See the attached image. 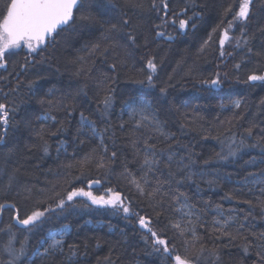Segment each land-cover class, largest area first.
<instances>
[{
	"label": "trees",
	"instance_id": "trees-1",
	"mask_svg": "<svg viewBox=\"0 0 264 264\" xmlns=\"http://www.w3.org/2000/svg\"><path fill=\"white\" fill-rule=\"evenodd\" d=\"M5 2L7 0H0V8ZM238 3L239 0H196L197 7L192 10L200 12L201 18L196 19L195 29L189 27L181 33L169 27L165 31L171 33L174 39L167 40L164 37L153 39L149 51L154 53L158 60L163 61L154 76L155 88L138 85L130 78L138 74L143 67L139 60L143 49L134 51L128 64L117 73L108 70L107 65L116 59L111 55L107 60L99 55L94 61L89 58L85 65L91 69L89 75H77L78 65L70 63L78 56H87L85 44L94 42L100 36L98 22L118 15L121 11L126 12L134 23L142 24L144 32L147 33L151 27L149 17L154 20L155 13H141L135 9H128L124 7V0H111V3L108 0H84L80 11L94 15L97 20L95 25L77 27L75 30L66 29L55 38V42H49L42 51L38 50V53L29 54L27 48L23 46L16 49L15 55L10 56L7 70L0 69V75L7 76L10 85L8 82L0 81V88L8 91L9 86H14L18 79L25 82L35 80L36 83L31 90L23 87L8 98L15 101L17 111L8 142L0 145V202L5 199L15 202L21 216H24L37 207L41 210L49 206L55 207L54 200L48 199L54 194V185L57 186L55 191L60 192L71 187H84L88 190L87 179L98 178L99 173L94 164L87 176L81 180H73L74 176L79 175L77 168L68 170L62 165L80 160L91 149L97 147L98 140L89 139L90 134L77 137L79 113L84 110L91 119L97 120L98 127H103L97 112L98 94L103 93L97 87L96 77L100 73H107L114 77V80L109 81L114 102L108 119L115 126L116 148L120 150L121 161L126 158L131 162L135 151L126 140L132 127L126 105L146 100L153 115L160 121H166L165 131L175 133L182 144L189 145L192 151L199 154L198 167L203 169L205 180L216 181L212 186L200 181L199 188L195 184H186L181 189L190 197V202L205 213L204 219L207 224L197 231L204 238L206 247H214L210 233L211 221L216 215V205H220L225 213L234 211L240 216L251 211L248 230L264 231V213L260 207L250 209L249 205L244 203L251 200L253 205L257 204L259 188L262 185L255 188L251 182L255 178L264 180L262 175L264 146L242 148L235 156L226 160L216 158V153H227L228 145L231 143L230 133L227 131L230 127L228 121H232L231 132L236 134L237 143L241 135L246 136L245 129L252 125H256L254 134L247 138L246 143L253 144L264 134L261 133V129H264V105L260 103L264 99V82L245 83L248 75L252 73L264 74V57H252L250 60L242 61L243 53L235 49L232 42H226L221 49L218 42L219 30L213 35L210 46H207L203 53L200 52L208 34L219 23L224 8L233 4L235 11ZM183 4L184 0H171L170 6L178 11ZM201 4L203 8L199 7ZM188 14L191 15V11ZM226 19H231V15ZM243 23L240 22V25L243 26ZM257 24H264V8L259 4L253 9L249 31L256 32ZM233 34L239 35V30L230 32V36ZM256 36L253 47L259 48L262 38L259 33H256ZM117 39L116 51L122 52L125 42ZM140 42L143 43L142 37ZM222 50L225 53L223 57L220 55ZM26 57L30 61V66L23 71L20 65L24 63ZM236 63L241 64L238 70L234 68ZM9 73L12 75L9 76ZM17 73L20 74L17 76ZM217 73L221 79L219 86L213 87L203 83L205 80L215 79ZM169 76L172 77L170 81ZM135 78L139 76L136 75ZM164 82L170 83L172 87L168 88L166 95H161L159 88ZM50 89L54 90L56 98L72 97L76 106L75 111L67 115L63 109L52 110L47 105H41V98ZM237 100L241 102L239 109L234 106ZM0 102H8L3 94H0ZM50 111L59 120L68 121V124L64 133L47 138L51 147L49 154L45 155L36 147L38 141L35 130L41 125V120L37 117ZM121 121L126 122L123 131L118 127ZM181 124L185 125L183 129ZM79 140L85 142L81 145ZM61 141L65 143L58 154L56 148L60 146ZM233 147L235 148L234 145ZM9 148H14V151L9 153ZM139 159L140 157H137V163H129L133 171L137 170ZM205 160L209 162L205 164ZM114 170L115 174L107 183L102 182L99 186H93L94 194H103V189L107 187L116 188L132 201L134 211L152 218V226L157 231L178 218V214L173 210L167 207L161 209L140 196L135 187L128 184L120 175L123 168L119 161L114 165ZM250 173L254 175H249ZM13 174L16 183L11 189H7L5 185L9 176ZM24 187L33 189L32 198L25 199L23 195H16L17 192H22ZM250 188L253 191L250 192ZM228 196H231V199H227ZM206 202H209L211 207H206ZM85 203L84 198H76L63 211L57 209L56 212L47 213L31 232L23 230L22 226L11 220L15 210H6L0 216V229H6L11 223V232L15 234L17 241L28 237V257L31 264H108L106 258H110L113 264H174L173 259L163 260L161 254L153 251L151 237L149 236L146 242V230L140 228L136 216L126 217L122 211L90 205V202L89 206L85 207ZM159 213L163 214L157 219ZM65 226L69 227L70 231L64 238L62 254L57 252L54 257L34 255L45 237ZM174 232L175 230L169 227L166 232H161V235L174 243L177 249L175 254L183 257L184 246L181 238L175 236ZM8 240V232H0V250ZM70 244L79 245L80 249L79 254L73 257L71 262L65 259ZM15 246L19 247V243L17 242ZM215 248L219 250V264H253L255 259L254 252L245 256L238 241L218 240L215 241ZM6 258L0 255V261ZM212 261L213 258L206 255L203 264H212Z\"/></svg>",
	"mask_w": 264,
	"mask_h": 264
},
{
	"label": "snow or ice",
	"instance_id": "snow-or-ice-1",
	"mask_svg": "<svg viewBox=\"0 0 264 264\" xmlns=\"http://www.w3.org/2000/svg\"><path fill=\"white\" fill-rule=\"evenodd\" d=\"M108 2L111 3V0H108ZM258 4L261 8H264V0H239L238 8L235 11H233V4L225 7L219 23L208 34L200 52L203 53L205 48L210 46L213 42V35L219 30L218 42L221 49L224 48L226 42H232L234 48L243 53L242 61L250 60L252 57H264V24H257L256 32L249 31V23L253 18V9ZM83 5L84 0H7V2L3 3L2 8H0V69L7 70L10 56L15 55V50L20 49L22 46L27 48L29 54L38 53V50L42 51L49 42H55V38L66 29L75 30L77 27L95 25L97 20L94 15L90 12L80 11ZM170 5L171 0H124V7L128 9H135L141 13H155L154 20L149 17L151 27L145 33L143 25L134 23L132 18L124 11L108 19H101L98 22L100 36L94 42L84 46L87 56H78L76 60L70 62L78 65L76 74L89 75L91 69L86 68L85 65L89 58L94 61L97 55L104 57L105 60L110 55L115 56L114 62L109 63L107 67L110 72L117 73L120 68L128 64L134 51L143 49V53L139 57L143 67L138 74H134L130 78L138 85L155 88L154 76H156L158 66L162 65L163 61L158 60L157 56L149 51L153 39L155 37H164L167 40H172L174 36L165 31V29L172 27L182 33L189 27L195 29L197 27L196 19L201 18L200 12L192 10L197 7L196 0H184L183 7H180L178 11L174 10ZM113 7H116V5H113ZM199 7L203 8L204 6L201 4ZM189 11H191V15L188 14ZM229 15H231V19H226ZM240 22H244L243 26L240 25ZM235 29L239 30V35L233 34L230 36V32H234ZM256 33H259L262 38L259 48L253 47V41L257 39ZM141 37L143 38V43L140 42ZM117 38L125 42L122 52L116 51L118 47ZM224 54L222 50L220 55L223 57ZM29 66L30 61L26 57L20 68L26 71ZM240 67V63L234 65L237 70ZM19 74L17 73V76ZM8 75L11 76L12 73ZM136 75L139 78H135ZM37 79H39V76ZM171 79L172 77L169 76V81ZM112 80H114V77L109 76L107 73H100L96 77L97 87L103 93L102 95L98 94L97 98V112L103 127H98L97 120L91 119L84 110L79 113L77 137L90 134L89 139L95 138L98 140L97 147L91 149L80 160L62 165L68 170L77 168L79 175L74 176L73 180H81L87 176L91 166L94 164L99 173L98 178L87 179L86 186L88 190H85L84 187H71L60 192L55 191L57 186L54 185V194L48 199L54 200L55 207L49 206L43 208V210L37 207L30 214H25L24 216H21L15 202L5 199L0 202V216L6 210H15L11 220L16 225L22 226L23 230L31 232L47 213L56 212L57 209L63 211L76 198H84L86 201L85 207H88V202H90V205L111 207L122 211L126 217L136 216L140 228L146 230V242L150 236L153 251L161 254L163 260L173 259L174 264H203V260L207 255L213 258L212 264H219L220 255L219 250L215 248V241L227 239L229 242L238 241L239 247L245 256L254 252L255 259L253 264H264V231L254 232L248 230L249 217L252 216L251 211L240 216L234 211L225 213L220 205H216V215L211 221L212 232L210 233L214 247H206L204 238L197 231L198 228H204L207 224L204 219L205 213L191 203L190 197L181 189L186 184H195L199 188L200 181L212 186L216 181L214 179L205 180L203 169L198 167L199 154L192 151L189 145L182 144L175 133L165 131L166 121H160L155 115H145L142 105L133 106L132 103L126 105L129 109L130 123L132 124L126 140L127 144L131 145L135 151L131 162L126 158L123 161L120 160L121 153L116 148L115 126L108 119L114 102L113 90L109 84V81ZM0 81L8 82L10 85L7 76L0 75ZM256 81L264 82V74L252 73L248 75L245 83ZM35 83V80L25 82L18 79L14 86H9L8 91L0 88V94H3L5 100L8 101L7 103L0 102V145L8 142L9 132L14 127V116L17 111L15 101L9 100V96L18 93L23 87L31 90ZM203 83L210 84L213 87L219 86L221 83L219 73L216 74L215 79L205 80ZM169 87H172V85L164 82L159 88L161 95H166ZM40 103L41 105H47L52 110L63 109L67 115L75 111L76 107L72 97L61 96L56 98L53 89L45 93ZM260 103L264 105V99ZM234 106L237 109L241 108V102L237 100ZM37 119L41 120V125L35 130V136L38 141L36 147L45 155H48L51 145L48 143L47 138L64 133L67 130L68 121L59 120L52 111L37 117ZM228 124L230 127L227 131L230 133L229 139L231 143L228 145L227 153H216L217 159L226 160L228 157L235 156L242 148L264 146L262 145L264 134L260 135L255 143H246L247 138L253 136V130L256 125L245 129L246 136L241 135L237 143L236 134L231 132L232 121H228ZM125 125L126 122L121 121L118 127L123 131ZM184 127L185 125L181 124V128L183 129ZM261 133H264V129H261ZM84 142V140H79L81 145ZM64 143V141H61L60 146L56 148L58 154ZM13 151L14 148L8 149L9 153ZM65 151L67 150L65 149ZM137 157H140L138 168L133 171L129 167V163H137ZM118 161L123 168L120 175L124 177L128 184L135 187L140 196L149 202H153L155 206L161 209L167 207L173 210L178 214V218L170 221L163 229L157 231L152 226V218L140 215L138 211H134L132 201L122 195L116 188L107 187L103 189V194H94L92 191L93 186H99L102 182L107 183L110 177L115 174L114 165ZM208 162L207 160L204 161L205 164ZM249 175L254 174L250 173ZM66 182L72 183V181ZM15 183V175H10L5 188L11 189ZM260 183L264 185V180L260 181ZM249 191L253 190L250 188ZM16 195H23L25 199H30L33 197L34 192L31 187H24L22 192H17ZM226 198L231 199V196ZM262 198H264V186L259 188L256 205H253L251 200H246L244 203L248 204L250 209L260 207L261 212L264 213V199ZM206 207H211V204L206 202ZM162 214L159 213L157 219ZM169 227L175 230V236L181 238V243L185 250L183 257L175 254L177 251L176 245L161 235V232H166ZM11 229V223L7 225L6 229H0V232L7 231L9 234V240L3 246V249L0 250V255L7 258L0 261V264H31L28 257V237L25 236L23 240L17 241ZM65 229H67V226H65ZM66 234V231H59L49 237H45L40 242V247L35 250L34 255L54 257L57 252L62 254L64 252ZM49 240L51 241L50 243ZM17 242L19 247L15 246ZM97 247H99V243H97ZM79 251V245H68V255L65 259L71 262L72 258L79 254ZM106 260L108 264H113L110 258H106Z\"/></svg>",
	"mask_w": 264,
	"mask_h": 264
},
{
	"label": "rangeland",
	"instance_id": "rangeland-1",
	"mask_svg": "<svg viewBox=\"0 0 264 264\" xmlns=\"http://www.w3.org/2000/svg\"><path fill=\"white\" fill-rule=\"evenodd\" d=\"M140 105L143 106V108H144V114H145V115H153V113L151 112L150 104H149L148 101H146V100H141V101H139L138 103L133 104V106H140ZM138 110H139V109H138ZM127 111L129 112V109H128V108H127ZM129 114H130V113H129ZM137 118H139V117H137ZM262 180H263L262 178H255V180H252L253 182H251V184H253L254 187L256 188V187H258V185H262V184L260 183V181H262ZM262 186H264V185H262ZM215 212H216V211H215ZM59 231H66L67 234H68L69 231H70V228L67 227V229L62 228L61 230L53 231L52 233H50V234L48 235V237H49L51 234H54V233L59 232ZM67 234H66V235H67ZM50 242H51V241L49 240V243H50ZM45 246H47V245H45Z\"/></svg>",
	"mask_w": 264,
	"mask_h": 264
}]
</instances>
